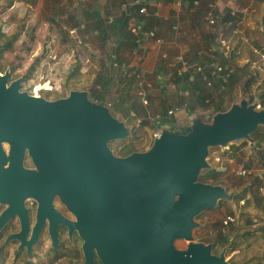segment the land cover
Segmentation results:
<instances>
[{
    "label": "water",
    "instance_id": "95a60500",
    "mask_svg": "<svg viewBox=\"0 0 264 264\" xmlns=\"http://www.w3.org/2000/svg\"><path fill=\"white\" fill-rule=\"evenodd\" d=\"M264 126V106L246 98L210 121L192 115L173 128L161 124L149 148L118 156L109 143L128 135L126 123L85 90L47 99L21 90L0 72V202L21 213L26 197L48 211L57 195L75 216L68 221L83 239V264H231L225 251L194 239L195 216L232 195L199 181L210 168L209 147H227ZM259 145V142H256ZM28 151L35 165L23 166ZM48 199V200H47ZM44 200H47L44 202ZM19 237V234H17ZM53 244L56 235L51 227ZM178 241L185 247H178Z\"/></svg>",
    "mask_w": 264,
    "mask_h": 264
},
{
    "label": "rangeland",
    "instance_id": "374dc122",
    "mask_svg": "<svg viewBox=\"0 0 264 264\" xmlns=\"http://www.w3.org/2000/svg\"><path fill=\"white\" fill-rule=\"evenodd\" d=\"M49 4V0H0L2 39H12L10 48L0 53V72H9V82L21 78V90L51 100L67 96L70 90H85L89 95L104 94L101 103L107 105L129 129L125 138L109 143L115 155L125 156L123 154L130 149L144 151L149 148L160 131L161 121H168L175 127L187 124L192 115H201L205 121H210L215 114L213 105L209 104L211 100L222 101L223 107L227 108L242 98H246L249 103L264 99V28L259 24L244 29L243 38L234 28L222 30L224 39L229 43L228 57L217 55V59L230 68L233 79L222 85L215 78L211 80L210 87L204 86L210 94V98L205 100L209 104L206 106H202L198 98L189 103L186 94L180 95L173 106L174 110L181 111L178 115L182 117L177 120V115H170L163 109L171 103L151 105L148 102L149 95L139 82L142 78L135 77L137 80H133L126 77L130 68L123 70L107 55L100 54L97 58L84 44L78 43L76 37L82 36V30L78 24L72 23V14L63 10L51 12ZM70 23L78 27L74 33L70 32ZM236 31L238 33H234ZM252 97H258V100L250 102L249 98ZM142 99L148 103L141 102ZM229 99L234 102L230 104ZM125 102L129 104L127 107H124ZM258 106L261 105L258 103ZM256 137H264V129L252 137L253 144L239 139L227 147H209L206 160L210 168L197 178L209 184L223 183L220 185L232 198L220 199L214 208L195 216L198 226L193 231L194 239L212 243L214 254L218 255L224 250L226 259L234 264H264V225L261 232L256 230L245 238L234 239L237 245L234 251L230 247L222 248L213 244L218 229L226 228L235 238L255 227L257 224L253 223L254 219L258 222L257 219L262 215L264 139L256 145ZM213 168L216 171L215 178L204 179L202 176ZM227 214L235 217L231 230L221 223ZM176 243L180 248L186 244L183 241ZM38 255H42L40 251ZM68 255V258L53 264H83L81 253ZM0 264H24V258L17 259L11 253L3 252L0 253Z\"/></svg>",
    "mask_w": 264,
    "mask_h": 264
},
{
    "label": "crops",
    "instance_id": "0c3cea01",
    "mask_svg": "<svg viewBox=\"0 0 264 264\" xmlns=\"http://www.w3.org/2000/svg\"><path fill=\"white\" fill-rule=\"evenodd\" d=\"M49 3L51 12L63 10L72 14V23L82 30V36L76 37L78 43L97 58L100 54L107 55L123 70L134 69L133 80L142 78L139 82L149 95L147 101L151 105L171 103L163 109L167 113L172 110L169 114L177 115V120L182 117L178 115L181 111L173 106L180 95L186 94L189 103L196 101L206 92L204 86L212 85V79L222 80L212 74L210 66L216 62L225 66L217 59V55L228 57L229 47L225 54L217 43L219 37L225 38L222 30L234 28L243 38L242 31L248 27L259 24L264 28V0H49ZM141 8L145 11L140 12ZM141 20L146 22L142 38L138 36ZM75 24L68 26L71 33L78 28ZM134 26L137 32L132 31ZM150 32L154 35H149ZM207 81L211 84L207 85ZM146 99L141 102L148 103ZM128 105L124 103V107Z\"/></svg>",
    "mask_w": 264,
    "mask_h": 264
},
{
    "label": "flooded vegetation",
    "instance_id": "af4514ba",
    "mask_svg": "<svg viewBox=\"0 0 264 264\" xmlns=\"http://www.w3.org/2000/svg\"><path fill=\"white\" fill-rule=\"evenodd\" d=\"M23 166L30 170L35 169L28 151L24 153ZM47 205L48 211L40 214L39 200L35 197H26L22 212H14L1 222L0 253H11L17 259L22 257L24 264H53L65 257L68 258V254L81 253L84 263L83 239L75 229L70 231L68 224L58 219L59 216L74 221L75 216L57 195L50 197ZM7 208H9L7 203L0 202V216ZM51 227L57 239L55 244L51 236ZM39 251L41 256L38 255ZM93 264L103 263L95 255Z\"/></svg>",
    "mask_w": 264,
    "mask_h": 264
},
{
    "label": "trees",
    "instance_id": "16d2710c",
    "mask_svg": "<svg viewBox=\"0 0 264 264\" xmlns=\"http://www.w3.org/2000/svg\"><path fill=\"white\" fill-rule=\"evenodd\" d=\"M144 20V19H143ZM140 23H141V25L139 26V28H138V36L140 37V38H142L143 36H144V31H145V21L143 22L142 20L140 21ZM3 36H4V34H2L1 32H0V53H1V51L3 50V49H6V48H10V46L12 45V39L10 38V39H7V40H3L2 38H3ZM136 75V72H135V70L133 69H129V71H128V74L126 75V77H129V78H132L133 79V77ZM233 74L232 73H230L229 74V76L225 79V80H220V82H221V84L223 83V85H225L226 83H227V81L229 80V79H233V76H232ZM186 79L188 80L189 78H188V76L186 75ZM225 81V82H224ZM247 83V82H246ZM90 96H91V98L93 99V100H95V101H97V102H99V103H101V102H103V99L105 98V96H104V94H100V93H90ZM208 98H210V94H208L207 92H204L202 95H200L199 96V99H198V101H199V103L202 105V106H206V105H209V104H211V105H213L212 106V108H213V113H216V112H221V111H225V110H227V108H224L223 107V102L222 101H219V102H214V100L212 101L211 100V102L208 104L205 100L206 99H208ZM253 100H258V97L257 98H249V101L250 102H252ZM229 101H230V104L232 103V102H234L233 100H231V99H229ZM258 103L261 105V106H264V99L262 98H259V100H258ZM229 105V104H228ZM172 127L173 128H175V126L174 125H172ZM260 129H264V126H258V128L254 131V132H252L250 135L252 136V137H254V136H256L257 135V133L259 132V130ZM256 140V142H259V144L263 141V139H264V137H256L255 138ZM132 151H134V150H128V152L127 153H125V154H123V155H127V154H129L130 152H132ZM215 169L213 168V169H211V170H209L208 172H206L202 177L204 178V179H209V178H213L214 177V175H215ZM215 178V177H214ZM214 184H223V183H220V182H216V183H214ZM250 189L252 188L251 186L249 187ZM262 198H264V196H261ZM220 203V200H218L217 201V204H219ZM263 212H262V215H261V217L259 218V219H257L258 220V222L256 221V222H253L254 224H257V225H255V227H253L250 231H248V232H244L241 236H236L235 238L230 234V231H227L226 230V228H222V229H218L217 231H216V238H215V241H214V243L213 244H216V245H219V246H221L222 248H224V247H230V249H231V251H234V250H236V247H237V245H236V242H234L235 240L234 239H238V238H245V237H247V236H249L250 234H252V232H255L256 230H258V231H260L261 232V228H263V226L262 225H264V223H262L263 222V219H264V206H263ZM222 223V222H221ZM231 225H233V223L232 224H229L228 225V228H230V230H231V228H233V226H231ZM230 226V227H229ZM228 260V259H227ZM229 261V260H228ZM230 262V261H229ZM231 264H234V263H232V262H230Z\"/></svg>",
    "mask_w": 264,
    "mask_h": 264
},
{
    "label": "built area",
    "instance_id": "2783aa9c",
    "mask_svg": "<svg viewBox=\"0 0 264 264\" xmlns=\"http://www.w3.org/2000/svg\"><path fill=\"white\" fill-rule=\"evenodd\" d=\"M145 9L144 8H141L140 9V12H144ZM211 23H213V20H211ZM132 31L133 32H137V27L134 26L132 27ZM149 35L153 36V32H150ZM155 41L157 43H160V39L159 38H155ZM217 43L218 45L222 48V51L226 54L227 53V50H228V45H227V42L226 40L223 38V37H219L217 39ZM264 56V55H263ZM212 70V74L215 75L217 78H220L222 80H225L229 74L231 73V70L227 69L225 66H223L222 64L220 63H211L210 64ZM198 70H201V67H197ZM206 79V78H205ZM210 81H207V85H210ZM178 110V109H176ZM169 113H172V110L169 111ZM158 134H156L155 136H157ZM235 222V217L232 215V214H227L223 220H222V224L223 226H228L229 224H234ZM254 222H256V219H254Z\"/></svg>",
    "mask_w": 264,
    "mask_h": 264
}]
</instances>
